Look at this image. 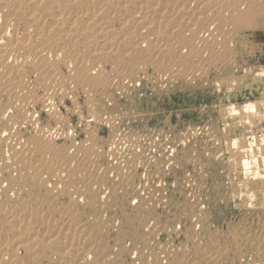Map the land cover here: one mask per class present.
Returning a JSON list of instances; mask_svg holds the SVG:
<instances>
[{
  "label": "rangeland",
  "instance_id": "1",
  "mask_svg": "<svg viewBox=\"0 0 264 264\" xmlns=\"http://www.w3.org/2000/svg\"><path fill=\"white\" fill-rule=\"evenodd\" d=\"M83 1V4L86 1L90 4L88 6L98 8L91 5V0ZM115 1L120 4L125 2ZM169 3L171 4L167 8L172 10V1ZM188 4L193 9L199 7L194 0H188L186 5ZM22 7L18 11L26 13L17 21L16 18H10L11 13L0 4V32L8 33L10 42L24 41L23 38L31 35L29 39H32L28 43L41 49L24 55L27 58H19L12 53L7 57L12 68L0 69L4 72L0 73V77H3L5 87L0 86V119L3 122L2 128L0 127V154L4 158L2 163L7 164L0 165V188H3L0 189V259L3 257L0 264H264V5L258 9H244V12L247 11L245 16L251 15L250 18L243 15L240 23H233L231 27L226 23V18L221 19L217 29L212 28V33L209 34L202 29L205 24L195 27L192 32L186 31L189 35L184 31L185 40L174 45V49L171 48L168 53L164 52V55L157 52L158 48L152 42L138 36L147 35V39H151L158 30L163 35H168L170 27L166 26L165 29L164 24H158L161 20L157 14L153 17L155 23L147 24H150L149 27H131L125 24L126 15L131 14L124 12L138 14L135 5L130 10H113L110 14L116 21L111 26L114 30L111 42L118 38L120 41L116 42L120 44L126 34L132 33V45L139 44L142 40L145 43L144 46L139 45L141 48L138 53L129 55L122 51L127 46H117L115 42V47L110 48L113 52L110 54L105 50L108 52L105 57L98 56V51L102 49L86 36L78 38L79 40L62 37L64 33L60 31L66 30L65 26L49 32V41L45 38L46 41L35 42V37L41 38L40 35L36 36L37 28L41 27L42 32L47 33L56 17L48 18L44 25V20L39 21L37 18L38 23L33 24L32 20H37L27 19L25 15L34 9H28L27 5ZM231 10L232 13L233 8ZM198 11L204 12L196 10ZM54 13L55 16L64 14L58 11ZM38 15L39 13L36 14ZM70 17L67 16L66 19ZM71 19L72 17L69 20ZM88 24V21L84 23L86 28L84 25L79 28L75 24L74 26L80 31L91 32L94 27ZM58 33L62 35L59 36ZM59 41H62L61 45ZM44 45L59 48L56 53L50 52L51 55L49 51L45 52L44 60L38 53L45 49ZM91 51H95V55ZM142 51L144 52L141 53ZM44 64L47 72L43 69ZM7 82L15 86L13 91L6 88ZM89 114L97 118L90 125L86 122ZM97 115L105 117L104 120ZM154 133L161 136L155 148L162 155L164 165H181L186 169L194 166L195 172L202 170V175L198 178L202 180V187L209 189V195L205 192L196 195L197 199L202 198L207 209L205 216L201 218L203 225L197 219L201 226L199 232L188 227V221L185 220H189L186 216L191 214L190 209L184 210V205L175 197L169 213L171 216L160 214L150 220L144 218L141 222H147V228L144 224L139 226V221L118 219L111 203L107 201L94 204L100 182L99 171L107 170L114 149L123 150L134 138ZM118 134L115 145L114 138ZM38 140L42 141L39 145L36 142ZM96 141L99 154L93 153L97 148ZM244 161L250 162L252 167L247 174L242 168ZM16 171L25 174L23 178L21 175L17 180L19 184L14 187V180L19 177V172ZM105 178L107 179V172ZM47 198L53 203L50 208L46 206ZM95 206L104 213V217L99 220ZM11 211L16 215L32 214L41 219L35 225L38 226L37 229L40 228L37 234L39 245L46 248L40 258L34 259L27 248H18L19 243L28 236L24 234V229L31 227L27 224L33 223L35 218L31 219L26 215L27 220L19 222L21 229H14L13 224L8 223ZM47 213L53 217L50 221L56 223L54 228L49 224V232L46 231L45 224L48 221L43 220L47 218ZM61 215H66L62 220V224H67L65 227L59 224ZM24 222L27 223L24 225ZM73 222H78L81 231L89 230L92 234L90 237L85 236L84 232L80 236L67 234L64 235L66 243L60 242L63 229L70 227ZM97 222L101 223L100 234L95 231ZM129 224L135 227L132 228ZM70 236L77 240L69 241ZM83 238L89 240L82 249L76 244H81ZM46 243L49 246L54 244L56 250L48 248ZM72 245L80 247L83 252H76ZM91 246L94 247L93 251ZM64 248L71 250H66V253ZM63 255L71 256V261L63 260Z\"/></svg>",
  "mask_w": 264,
  "mask_h": 264
},
{
  "label": "bare ground",
  "instance_id": "2",
  "mask_svg": "<svg viewBox=\"0 0 264 264\" xmlns=\"http://www.w3.org/2000/svg\"><path fill=\"white\" fill-rule=\"evenodd\" d=\"M91 1H93V3H91L90 1V3H91V5L92 4H94L95 6H98V8L97 7H94V8H96V9H98V11L96 12V9H95V11H94V8L93 7H91V6H88V5H90V4H87L86 3V1H85V3H86V7H85V3L83 4V0H0V4L1 5H3V8L4 9H7L8 11H9V13H11L10 15H12L10 18H16V20L17 21H19V18L20 19H22V17L24 16V14L26 13L25 12V10H23L25 13L24 14H22V13H20L21 11H18V10H22V6H24V5H27L28 7V9H34V11L32 10V11H30V13L29 14H26L25 16L27 17V19L29 18V19H36L37 20V18H38V20L40 21V19L42 20H44V22H42V25H44V24H46V22H48V18H54V17H56V19L53 21V23L54 24H52L51 26L49 25V24H47V25H49L50 26V30L49 31H47V33H44V32H42V30H41V27H38L37 29V31H38V33H37V35L36 36H38V35H40V37L41 38H37V37H35V42L36 41H46L45 40V38L49 41V38H48V36H49V32H53L54 30H59V29H63V26H65V27H67L66 28V30H61L60 32L61 33H64L63 35H62V37H64V38H66V39H72V38H74V39H78V38H81V37H84V36H86V38H90L91 40H93L94 41V43L95 44H97V46H98V48L100 47V49H102V50H100V51H98L99 53V55L98 56H103V57H105V56H107L108 55V52H110V54L113 52V50H111L110 51V48L112 49V47H115V45H116V41L118 40V38H117V40L116 41H113V43L111 42V40H112V38L114 39V34H113V31L114 30H112L111 29V26H112V24H113V22H115L116 20H115V18L113 17V16H111V14H110V11H113V10H117L118 12H119V9H122V10H128L131 6H133V5H135V7H137L136 9H137V11H138V14H136V13H130L129 11H125L124 13L125 14H127L126 12H128L129 13V15L130 16H127L126 15V25H130L131 27L133 26V25H135V27L136 26H147V24L148 23H151V25L153 24V23H155L154 21H153V17H154V15L155 14H157L158 15V17L160 18V20H161V22L160 23H158V24H164V26L163 27H165V29H166V26L167 27H170V32L168 33V35H163L161 32H155L154 33V37L153 38H151V39H147V35L146 36H142V35H140V34H138V36H139V38H141V39H146L147 41H149V42H152L153 44H154V46L156 47V48H158V50H157V52L159 53H163L162 55H164V52H169V51H171V48H173L174 49V45H178V43L180 42V43H182V41L183 40H185V39H183V35L185 34L184 33V31L186 32V31H188V32H192L193 30H194V28L195 27H197V26H201L202 27V25L203 24H205L206 26L204 27V28H202V29H204V32L206 33V34H209V33H212V28L214 29V28H216L217 29V26L221 23V19H226L227 18V21H226V23H228L229 25V27H231V25H234L233 23H240L239 21H240V19L242 20L243 18V15L245 16V13L247 12H244L243 10L245 9H249V7H251V8H256V9H258V8H260L262 5H264V0H202V1H199V0H194V1H197L198 2V5H199V7L198 8H195V9H193L191 6H189L190 4H188V5H186V2L188 1V0H125V2H122V4H120V3H118V1L116 2L115 0H91ZM169 1H172V10H170L169 8H167L171 3H169ZM186 1V2H185ZM25 3V4H24ZM192 3H194V2H192ZM195 4V3H194ZM84 5V6H83ZM193 6V5H192ZM2 8V9H3ZM174 8H175V10H174ZM233 8V12L231 13L230 12V10ZM234 8H236L235 10H234ZM237 8H239V10L237 9ZM242 10H241V9ZM25 9V8H24ZM135 9V8H134ZM255 9V10H256ZM262 9V8H261ZM264 9V8H263ZM130 10V9H129ZM196 10H204V12H196ZM5 11V10H4ZM54 11L56 12V11H58L59 13H61V12H63L64 14H66V15H64V14H60V15H57V16H55L54 14ZM61 11V12H60ZM67 11H69L68 13H66ZM136 11V10H135ZM232 11V10H231ZM39 13V15L38 16H36V14H38ZM54 13V14H53ZM58 13V14H59ZM113 13V12H112ZM116 13V12H115ZM231 13V14H230ZM259 13V12H258ZM118 15H117V17L119 16V13H117ZM136 14V15H135ZM254 14V13H253ZM43 15H46V17H44L43 18ZM113 15H115V14H113ZM157 15H155V16H157ZM264 15V11H262V16ZM67 16H71L72 17V19L71 20H69V19H66L67 18ZM122 16V15H121ZM249 16V17H248ZM250 16L251 15H247V16H245V17H247V18H250ZM254 16V15H253ZM115 17H116V15H115ZM116 17V18H117ZM244 17V18H245ZM258 17V16H257ZM12 18V19H13ZM60 18V19H59ZM63 18V19H62ZM121 18V17H120ZM129 18V19H128ZM247 18H245V19H247ZM24 19V18H23ZM64 19H66V21L69 23H65L66 21L64 20ZM157 19V18H156ZM38 20L37 21H35V20H32V22H33V24L34 23H38ZM60 20H61V22H60ZM115 20V21H114ZM238 20V21H237ZM55 21H56V24H55ZM88 21V25H91V27H94V29L93 30H96V31H93L91 28H90V30H92L91 32H86V31H80L78 28H79V26L80 25H84V23H86ZM223 21V20H222ZM244 21V20H243ZM16 22V21H15ZM50 22V21H49ZM124 22V21H123ZM16 24L18 25V23L16 22ZM19 24H21V23H19ZM66 24H67V26H66ZM74 24L78 27H76V26H74ZM157 24V23H156ZM156 24H154V25H156ZM185 24V25H184ZM247 24V23H246ZM7 25H8V23H7ZM87 25V26H88ZM114 25V24H113ZM123 25V24H122ZM125 25V26H126ZM150 25V24H149ZM149 25L147 26V27H149ZM153 25V26H154ZM224 25V24H223ZM6 26V25H5ZM19 26V25H18ZM39 26H41V25H39ZM85 26V25H84ZM240 26V25H239ZM29 27H31V26H29ZM33 27V26H32ZM62 27V28H61ZM82 27V26H81ZM134 27V28H135ZM146 27V28H147ZM159 27V26H158ZM234 27V26H233ZM2 28H4V27H2ZM84 28H86V26L84 27ZM133 28V29H134ZM153 28V27H152ZM185 28V29H184ZM187 28V29H186ZM6 29V28H5ZM5 29H3V30H5ZM81 29V28H80ZM83 29V28H82ZM81 29V30H82ZM159 29V28H158ZM87 30V29H86ZM88 30H89V28H88ZM121 30V29H120ZM119 30V31H120ZM136 30V29H135ZM146 30V29H145ZM132 31V30H131ZM142 31V30H141ZM156 31V30H155ZM219 31V30H218ZM235 31V30H234ZM28 32H29V30H28ZM164 32V31H163ZM188 32H186V35L188 34ZM30 33V32H29ZM90 33L92 34L91 36H90ZM144 33V32H143ZM148 33V32H147ZM165 33V32H164ZM233 33V32H232ZM8 34V33H7ZM7 34H5V32L3 31V33H2V31L0 32V69H6V68H10L11 67V64L8 62V60H7V57L9 58V55H12V53H14L15 54V56H18L19 58L20 57H22V58H24V57H26V56H24V55H28V53H33V50H35V51H38L39 49H41V48H38V49H36L35 47H32L33 45L32 44H30V43H28L29 42V40H31V39H29L30 38V36H29V38H23V40L24 41H20V40H17V41H9L8 40V38H7ZM28 34V33H27ZM60 33H58V35H59ZM117 34L118 33H116L115 35L117 36ZM150 34H151V32H150ZM218 34V33H217ZM16 35V34H15ZM61 35H59V36H61ZM123 35V34H122ZM121 35V36H122ZM132 33H128V34H126L125 35V39L124 40H121L122 41V43H120V44H122L123 45V47L125 48L126 46H127V49L125 50V49H123L122 48V51L123 52H125V53H128L129 55L130 54H136V53H138L139 52V48H141V47H139V45H143L144 46V43H143V40H142V42L141 43H134L133 45H132V43L133 42H131L130 41V37H132ZM189 35V34H188ZM198 35L200 36V34H199V31H198ZM215 35V34H214ZM221 35V34H220ZM223 35V34H222ZM239 35V34H238ZM11 36V35H10ZM120 36V37H121ZM124 36V35H123ZM212 36V35H211ZM9 37V36H8ZM92 37V38H91ZM186 37V36H185ZM188 37V36H187ZM191 37V36H190ZM205 37V36H204ZM210 37V36H209ZM213 37V36H212ZM221 37V36H220ZM220 37H218V38H220ZM16 38V37H15ZM63 38V39H64ZM133 38V37H132ZM149 38V37H148ZM193 38H194V36H193ZM206 38V37H205ZM208 38V37H207ZM211 38V37H210ZM224 38V37H223ZM225 38H226V36H225ZM242 38V37H241ZM60 39H61V37H60ZM72 40V41H75V40ZM76 39V40H77ZM122 39V38H121ZM190 39H192V37L190 38ZM217 39V38H216ZM253 39V38H252ZM34 40V39H33ZM79 40V39H78ZM189 40V39H188ZM213 40V39H212ZM220 40V39H219ZM224 40V39H223ZM229 40V39H228ZM242 40V39H241ZM246 40V39H245ZM7 41V42H6ZM20 41V42H19ZM65 41H67V40H65ZM118 41H120V40H118ZM197 41V40H196ZM204 41V40H203ZM217 41V40H216ZM232 41V40H231ZM6 42V43H5ZM62 42V41H61ZM61 42L59 41L58 43H60V45H61ZM76 42V41H75ZM88 42H90V41H88ZM116 42V43H115ZM135 42V41H134ZM198 42V41H197ZM208 42V41H207ZM214 42V41H213ZM40 43V42H39ZM43 43H45V42H43ZM57 43V44H58ZM71 43V42H70ZM69 43V44H70ZM229 43H230V41H229ZM245 43H247V42H245ZM245 43H243V44H245ZM41 44V43H40ZM64 44H65V42H64ZM72 44V43H71ZM74 44V43H73ZM120 44L119 43H117V46H120ZM173 45V46H171V45ZM191 45H192V43H190ZM200 44H202V43H200ZM220 44V43H219ZM223 44V43H222ZM248 44V43H247ZM246 44V45H247ZM59 45V44H58ZM75 45V44H74ZM205 44H203V46H204ZM241 45H242V43H241ZM42 46V45H41ZM45 47H43V48H45L46 49V47H47V45H44ZM69 46H71V45H69ZM92 46V45H91ZM182 46V45H181ZM185 46H186V44H185ZM184 46V47H185ZM231 46V45H230ZM75 47V46H74ZM183 47V46H182ZM195 47V46H194ZM198 47H200V45H198ZM233 47V46H232ZM248 47V46H247ZM58 46H53L52 48L50 47H47V50L45 51V49H42L40 52H38V53H40V55H41V57H43L44 58V60H45V56L46 55H44V53L46 52H48L49 54H50V52H57L56 50H58ZM72 48V47H71ZM156 48H155V50H156ZM176 48L178 49V47L176 46ZM181 48V47H180ZM202 48V47H201ZM212 48V47H211ZM216 48V47H215ZM222 48V47H221ZM226 48H227V46H226ZM237 48V47H236ZM246 48V47H245ZM74 49V48H73ZM92 49V48H91ZM185 49V48H184ZM189 49H191V48H189ZM219 49V48H218ZM55 50V51H54ZM62 50V49H61ZM95 50V49H94ZM99 50V49H98ZM105 50H108V52L107 51H105ZM114 50H116V49H114ZM193 50V49H192ZM197 50V49H196ZM202 50H203V48H202ZM231 50V49H230ZM229 50V51H230ZM237 50V49H236ZM74 51H75V49H74ZM73 51V52H74ZM89 51V50H88ZM96 51V50H95ZM94 51V52H95ZM122 51H118V53H122ZM175 51V50H174ZM185 50H183V52H184ZM194 51V50H193ZM61 52V51H60ZM59 51H58V53H60ZM79 52V51H78ZM78 52H76V55H77V53ZM94 52H92L91 51V53H94ZM144 51H142L141 53H143ZM173 52V51H172ZM189 52H191V50H189ZM247 52V51H246ZM57 53V54H58ZM97 53V52H96ZM116 53H117V51H116ZM171 53V52H170ZM197 53V52H196ZM195 53V54H196ZM201 53V52H200ZM221 53V52H220ZM232 53V52H231ZM37 54V53H36ZM53 54V53H52ZM147 54V53H146ZM31 55V54H30ZM30 55H29V57H30ZM33 55V54H32ZM31 55V56H32ZM51 55V54H50ZM56 55V54H55ZM59 55V54H58ZM75 55V56H76ZM94 55H95V53H94ZM114 55V54H113ZM150 55H151V53H150ZM149 55V56H150ZM152 55H154V54H152ZM157 55V54H156ZM168 55V54H167ZM57 56V55H56ZM55 56V57H56ZM60 56V55H59ZM92 56V55H91ZM111 56V55H110ZM34 57V56H33ZM40 57V56H39ZM38 57V58H39ZM50 57V56H49ZM61 57V56H60ZM73 57V56H72ZM77 57H78V55H77ZM14 58V57H13ZM16 58V57H15ZM14 58V59H15ZM27 58V57H26ZM42 58V59H43ZM59 58V57H58ZM57 58V59H58ZM10 59H11V57H10ZM13 59V61H15ZM80 59V58H79ZM195 59H196V57H195ZM26 60V59H25ZM28 60V59H27ZM31 60V59H30ZM35 60H38V59H35ZM47 60V59H46ZM64 60V59H63ZM74 60V59H73ZM103 60V59H102ZM20 61V59L18 60V62ZM11 62H12V60H11ZM27 62H29V61H27ZM37 62V61H36ZM52 62V61H51ZM65 62H67V61H65ZM71 62V61H70ZM102 62V61H101ZM16 63V62H15ZM24 63V62H23ZM35 63V62H34ZM69 63V62H68ZM217 63V62H216ZM41 65H42V63H40ZM39 64V65H40ZM71 64V63H70ZM174 64V63H173ZM187 64V63H186ZM16 66H17V64H15ZM69 65V64H68ZM201 65V64H200ZM24 66V65H23ZM33 66V65H32ZM44 66H45V64L43 65V69H45L44 68ZM65 66V65H64ZM39 67V66H38ZM38 67H36V68H38ZM46 67V66H45ZM74 67V66H73ZM171 67V66H170ZM180 67H182V66H180ZM12 68V67H11ZM10 68V69H11ZM35 68V67H34ZM42 68V67H41ZM47 68V67H46ZM172 68V67H171ZM171 68H169V69H171ZM26 69V68H25ZM168 69V68H167ZM181 69V68H180ZM8 70V69H7ZM42 70V69H41ZM40 70V71H41ZM177 70V69H176ZM3 71H5V70H3ZM11 71V70H10ZM9 71V72H10ZM19 71V70H18ZM45 71L47 72V69H45ZM44 71V72H45ZM54 71V70H53ZM179 72H180V70H178ZM201 71V70H200ZM0 73H3L4 74V72H2V70L0 71ZM12 72H10V74H11ZM21 73H23V72H21ZM26 73V72H25ZM17 74V73H16ZM47 74V73H46ZM45 74V75H46ZM86 74V73H85ZM24 75V74H23ZM44 75V74H43ZM50 75V74H49ZM11 76V75H10ZM5 77V76H4ZM50 78H51V76H49ZM85 77H88V76H85ZM3 78V77H2ZM2 78L0 77V86H2L4 89H5V87H4V83H2ZM43 78H45V77H43ZM49 79V78H48ZM46 80V79H45ZM26 81V80H25ZM40 81H41V79H40ZM43 81V80H42ZM4 82H5V80H4ZM15 82H16V78H15ZM21 82V81H20ZM48 82V81H47ZM6 83V82H5ZM25 83V82H24ZM1 84H3V85H1ZM13 84V83H12ZM12 84H9V82H7V85H6V88H8V90L9 91H13L14 89H15V86L14 85H12ZM20 83L18 82V85H19ZM47 84V83H46ZM25 85V84H24ZM23 86V85H22ZM29 86V85H28ZM19 87H20V85H19ZM27 86H25V88H26ZM1 88V87H0ZM7 89H6V91H8ZM27 90V89H26ZM25 90V91H26ZM29 90V89H28ZM48 90V89H47ZM8 91V92H9ZM24 91V92H25ZM2 92V91H1ZM21 94V93H20ZM3 95V94H2ZM6 95H7V93H6ZM45 95V94H44ZM10 96V95H9ZM29 96V95H28ZM8 97V96H7ZM14 97V96H13ZM0 98H1V96H0ZM12 98V97H11ZM8 99H9V97H8ZM12 101H14V100H12ZM17 101V100H16ZM15 101V102H16ZM1 103H2V101H1ZM9 103V102H8ZM18 103V102H17ZM48 103V102H47ZM14 104V103H13ZM16 104V103H15ZM21 104V106H22V103H20ZM20 107V106H19ZM6 109H8L7 107H6ZM14 110V109H13ZM45 110V109H44ZM11 113H12V111H10ZM23 112V111H22ZM9 113V112H8ZM14 113V112H13ZM3 114V113H2ZM10 114V113H9ZM1 116H3V115H1ZM9 118V117H8ZM2 119V118H1ZM0 119V127L2 128V126H3V122H2V120ZM5 119V118H4ZM9 120V119H8ZM7 120V121H8ZM13 120V119H12ZM11 120V121H12ZM15 120V119H14ZM9 122V121H8ZM17 124V123H16ZM14 127H15V125H14ZM7 132V131H6ZM3 133V132H2ZM9 133V132H8ZM7 133V134H8ZM13 133V132H12ZM4 135H5V133H4ZM20 135V134H19ZM8 136V135H7ZM19 137V136H18ZM45 138V137H44ZM47 138V137H46ZM45 138V139H46ZM0 140L2 141V134H0ZM48 140V139H47ZM20 141V140H19ZM7 142V141H6ZM5 142V143H6ZM10 142V141H9ZM37 142V144L39 145L41 142H40V140H38V141H36ZM40 142V143H39ZM45 142V141H44ZM19 143V142H18ZM7 144V143H6ZM13 145H14V143H12ZM232 144H234V142L232 143ZM235 144H237V142L235 143ZM47 145H48V143H47ZM12 146V145H11ZM27 146V145H26ZM50 146V145H49ZM236 146V145H235ZM3 147V146H2ZM6 147H7V145H6ZM5 147V148H6ZM30 147H32V146H30ZM44 147H46L45 145H44ZM249 147H250V149L252 150V146L251 145H249ZM18 148H19V145H18ZM42 148H43V146H42ZM47 148H48V146H47ZM235 148H237V147H235ZM23 149H25V146H24V148ZM250 149H249V151H250ZM30 150V149H29ZM34 150H35V148H34ZM39 150V149H38ZM16 151V150H15ZM42 151H43V149H42ZM11 152H13V151H11ZM29 152V151H28ZM21 153H22V151H21ZM33 153V152H32ZM5 154V153H4ZM6 155V154H5ZM11 155V154H10ZM15 155V154H14ZM33 155V154H32ZM7 156H9V155H7ZM19 156V155H18ZM17 156V157H18ZM27 156V155H26ZM6 157V156H5ZM25 157V156H24ZM32 157V156H31ZM81 157V156H80ZM9 158H10V156H9ZM8 159V158H7ZM31 159V158H30ZM78 159V158H77ZM4 160V158L3 157H1V154H0V162H1V164L0 165H5L6 163H2V161ZM11 160V159H10ZM9 160V161H10ZM14 160H16V159H14ZM82 160V159H81ZM58 161V160H57ZM6 162V161H5ZM8 162V161H7ZM12 162V161H11ZM14 163V162H13ZM24 163V162H23ZM30 163H31V161H30ZM61 163V162H60ZM80 163V162H79ZM257 163V162H256ZM21 164V163H20ZM7 165V164H6ZM5 165V166H6ZM43 165V164H42ZM20 166V165H19ZM41 166V165H40ZM242 168H244V172L246 173H248L250 170H251V163L250 162H248V161H244L243 163H242ZM15 169V168H14ZM33 171V170H32ZM17 173L19 172V177H18V179H16V180H14L15 181V184L13 185L14 187L15 186H17L18 184H19V181H17V180H19L20 179V177H21V175H22V177L21 178H23V176H24V172L22 173V174H20V171H16ZM39 172V171H38ZM29 173H32V172H29ZM246 173V174H247ZM4 174V173H3ZM38 174V173H37ZM61 174V173H60ZM32 174H30V176H31ZM62 175V174H61ZM245 175V174H244ZM36 176V175H35ZM34 176V177H35ZM59 176V175H58ZM33 177V176H32ZM31 177V178H32ZM39 177V176H38ZM39 178H41V177H39ZM44 178V177H43ZM45 178H46V176H45ZM5 179V178H4ZM35 179V178H34ZM36 179H38V178H36ZM1 180V179H0ZM5 181V180H4ZM9 181H11V178L9 179ZM47 181V180H46ZM26 182H27V180H26ZM41 182V181H40ZM45 183H47V182H45ZM2 184H4V183H2ZM27 184V183H26ZM39 185V184H38ZM3 186V185H2ZM34 185H32V187H33ZM46 187V186H45ZM44 187V188H45ZM1 189V188H0ZM3 189V188H2ZM1 189V190H2ZM71 189V188H70ZM0 190V191H1ZM78 190V189H77ZM18 191H19V189H18ZM68 191H70V190H68ZM14 192V191H13ZM45 192V191H44ZM21 193V192H20ZM37 193H38V191H37ZM47 193V192H46ZM71 193H72V191H71ZM7 194V193H6ZM63 194V193H62ZM70 194V193H69ZM21 195V194H20ZM47 195V194H46ZM64 195V194H63ZM29 196V195H28ZM75 197H77L76 195H74ZM18 197H20L19 196V194H18ZM22 197V196H21ZM35 197V196H34ZM73 197V196H72ZM12 198V197H11ZM31 198H32V195H31ZM46 198V197H45ZM40 199V198H39ZM74 199V198H73ZM76 199V198H75ZM14 200V199H13ZM16 200H18V199H16ZM31 200V199H30ZM36 200H38L37 198H36ZM46 200V199H45ZM78 200H80V198H78ZM20 201V200H19ZM25 201V200H24ZM29 201V200H28ZM23 202V201H22ZM26 202V201H25ZM16 203V202H15ZM22 204V203H21ZM21 204H20V206H21ZM24 204V203H23ZM33 204V203H32ZM31 204V205H32ZM35 204H37V202L35 203ZM14 205H17V204H14ZM53 205V203H50V201L48 200V198H47V201H46V206L48 207V208H50L51 206ZM30 206V205H29ZM45 206V207H46ZM35 207H36V205H35ZM38 208V207H37ZM68 208V207H67ZM18 209V208H17ZM22 209V208H21ZM42 209V208H41ZM19 210H20V208H19ZM30 210V209H29ZM34 210V209H33ZM18 211V210H17ZM36 211H37V209H36ZM42 211V210H41ZM44 211V210H43ZM42 211V212H43ZM19 212V211H18ZM24 212H26V210L24 211ZM45 212H46V210H45ZM19 213H22V212H19ZM19 213H17V215L15 214V213H13V211H11V213H10V216H8V217H11V219H10V221H8V223L9 224H13L12 226H13V228L14 229H21L20 228V221H26L27 220V218H26V215H24V213L23 214H19ZM36 213V212H35ZM31 214V213H30ZM44 214V213H43ZM43 214H42V216H43ZM40 215V214H39ZM51 215V214H50ZM50 215L47 213L45 216L47 217V218H45V219H43V220H47L48 222L47 223H45L46 224V231L47 232H49V229H50V227H49V224L53 227V226H55V224L56 223H53V222H51L50 220H51V217H50ZM53 215V214H52ZM41 216V217H42ZM251 216V215H250ZM27 217H29V218H31V219H34L35 217H37V216H32V214L29 216V214L27 215ZM55 217V216H54ZM66 217V215H61V217L59 218V224L63 227H65V225H67V224H62V220L64 219ZM43 218V217H42ZM53 218V217H52ZM56 218V217H55ZM72 219V218H71ZM30 220V219H29ZM39 220H41V219H39V218H35L34 220H33V223L31 222V223H29V224H27V225H31V227H29V228H26V229H24V234H26V235H28L26 238H25V241H23L22 243H19V246H18V248H23V249H25V248H27L28 250H29V252H30V255L34 258V259H38V258H40V256H42L44 253H45V250H46V248L43 246H40L39 244V239H37L38 237V231H40V228L39 229H37L36 227H38V226H36L35 227V225L38 223V221ZM52 220H54V219H52ZM67 220V219H66ZM73 220V219H72ZM54 221H56V220H54ZM67 222V221H66ZM25 223H27V222H24V225H25ZM19 224V225H18ZM17 226H19V228H17ZM44 226H42V228H43ZM51 227V228H52ZM54 228V227H53ZM78 228V224H77V222H73L72 224H71V226L70 227H66V228H62L63 229V232L61 233V241L60 242H62V243H66L64 240H66V237H64V235L66 236L67 234H71V235H79L80 236V234L81 233H83L84 231H80L79 233L77 232V233H75V231H76V229ZM239 228V227H238ZM37 230V231H36ZM55 230V229H54ZM45 231V230H44ZM44 231H42V233L44 232ZM262 232V231H261ZM41 233V234H42ZM47 234V233H46ZM90 234H92V233H90ZM90 234H88V233H86V231H85V236H88V237H90ZM68 235V236H69ZM45 236V235H44ZM71 237V236H70ZM73 237V236H72ZM71 237V239L69 240V241H75V240H77V239H74V237L72 238ZM78 237V236H77ZM46 238V237H45ZM56 238V237H55ZM79 238V237H78ZM57 239V238H56ZM60 239V238H59ZM84 239V238H83ZM217 239V238H216ZM55 240V239H54ZM67 240V241H68ZM87 240H89V239H84L82 242H81V244H80V242H79V239H78V242H79V244H76V245H79V246H81L82 247V249L85 247L84 246V243L87 241ZM53 241V240H52ZM255 241V240H254ZM43 242H47V241H43ZM50 242H48V244H49ZM59 243V242H58ZM74 243V242H73ZM76 243V242H75ZM61 244V243H60ZM262 244V243H261ZM57 245V244H56ZM46 246H49V245H47V243H46ZM53 246V247H52ZM63 246H65V245H62V247ZM72 246H74V245H72ZM95 246V245H94ZM18 248L16 249V250H18ZM48 248H53L54 249V244H50V246L48 247ZM67 248V247H66ZM66 248H64L65 249V251L66 250H68V251H70L69 249H66ZM74 248H75V246H74ZM79 248V249H78ZM115 248V247H114ZM43 249H45V250H43ZM76 249V252L78 251V250H82V249H80V247H76L75 248ZM87 249V248H86ZM90 249L93 251V249H94V247L93 246H91L90 247ZM54 250H56V249H54ZM179 250V249H178ZM208 250V249H207ZM68 251H66V253L68 252ZM57 252V251H56ZM82 252H83V250H82ZM4 253V252H3ZM55 253V252H54ZM129 253V252H128ZM213 253H215V252H213ZM212 253V254H213ZM5 254V253H4ZM204 254V253H203ZM202 254V255H203ZM216 254V253H215ZM215 254H213V255H215ZM1 255V254H0ZM73 255H75V252H74V254ZM79 255V254H78ZM82 255H83V253H82ZM7 256V255H6ZM80 256V255H79ZM216 256V255H215ZM218 256V255H217ZM46 257V256H45ZM44 257V258H45ZM73 257H75V256H73ZM3 258V257H2ZM1 258V259H2ZM13 258V257H12ZM42 258V257H41ZM69 258H71V256L70 257H66L65 255H63V260H65V261H68V260H70L71 261V259H69ZM77 258V257H76ZM78 258H80V257H78ZM107 258V257H106ZM134 258V257H133ZM205 258V257H204ZM215 258V257H214ZM0 259V260H1ZM11 259V258H10ZM50 259V258H49ZM48 259V260H49ZM101 259H102V257H101ZM83 260V259H82ZM204 260H206V258L204 259ZM96 261V260H95ZM117 261V260H116ZM121 261V260H120ZM126 261V260H125ZM16 262H19V261H16ZM62 262V261H61ZM82 262V261H81ZM102 262V261H101ZM201 262H202V260H201ZM52 263V262H51ZM73 263V262H72ZM208 263V262H207ZM103 264V263H102Z\"/></svg>",
  "mask_w": 264,
  "mask_h": 264
},
{
  "label": "built area",
  "instance_id": "3",
  "mask_svg": "<svg viewBox=\"0 0 264 264\" xmlns=\"http://www.w3.org/2000/svg\"><path fill=\"white\" fill-rule=\"evenodd\" d=\"M88 116L87 124L95 123L97 118L91 114ZM97 116L103 120L105 118ZM118 136L119 134L114 138L116 139L115 145ZM160 138L158 133L140 135L139 138H134V141L131 140L130 145L123 150L114 149L107 170L99 171L98 191L95 199L92 198L94 204L98 205L107 201L111 203L118 219L139 221V226H142L144 223L142 224L141 221L144 218L150 220L160 214H167L166 217L171 216L169 213L172 211V199L175 197L178 202L184 205V210L190 209L191 214L186 216L189 220H185L188 221V227L195 228V231L199 232L201 226L197 219L203 225L201 218L205 216L207 209L202 198L197 199L196 195L201 192L209 195V189L202 187V180L198 178L202 175V170L195 172L194 166H189L186 169L181 165H164L162 155L155 148ZM97 144L96 141L97 148L93 153L98 152L99 154L100 150H98ZM106 172L107 179L105 178ZM95 213L97 220L104 217V213L98 207ZM152 224L150 223V225ZM129 225H132V228L135 227L133 224ZM95 226L96 233L100 234L101 223L97 222ZM144 226H147V222ZM177 228L180 229V227ZM80 231L77 228L75 233ZM134 232L132 231V233ZM86 233L90 234L91 232L86 230ZM163 262L166 263V259L163 258Z\"/></svg>",
  "mask_w": 264,
  "mask_h": 264
}]
</instances>
